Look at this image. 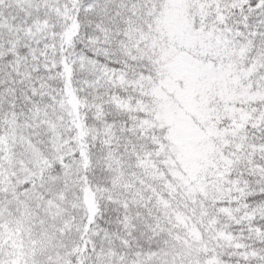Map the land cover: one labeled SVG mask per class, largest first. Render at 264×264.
I'll return each instance as SVG.
<instances>
[{
    "label": "snow or ice",
    "instance_id": "6c2138e0",
    "mask_svg": "<svg viewBox=\"0 0 264 264\" xmlns=\"http://www.w3.org/2000/svg\"><path fill=\"white\" fill-rule=\"evenodd\" d=\"M0 264H264V0H0Z\"/></svg>",
    "mask_w": 264,
    "mask_h": 264
}]
</instances>
